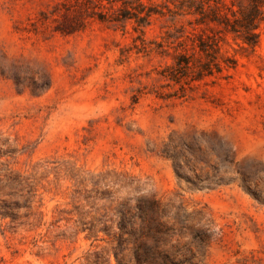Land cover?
I'll return each mask as SVG.
<instances>
[{
  "label": "rangeland",
  "instance_id": "1",
  "mask_svg": "<svg viewBox=\"0 0 264 264\" xmlns=\"http://www.w3.org/2000/svg\"><path fill=\"white\" fill-rule=\"evenodd\" d=\"M157 199L184 264H264V0H0V264H137Z\"/></svg>",
  "mask_w": 264,
  "mask_h": 264
},
{
  "label": "trees",
  "instance_id": "2",
  "mask_svg": "<svg viewBox=\"0 0 264 264\" xmlns=\"http://www.w3.org/2000/svg\"><path fill=\"white\" fill-rule=\"evenodd\" d=\"M160 207V202L155 198L139 202L140 221L130 228V219L122 211L116 237L121 245L126 242L133 244L137 264H184L182 260L176 261L167 249L160 248L161 242L174 229L161 220Z\"/></svg>",
  "mask_w": 264,
  "mask_h": 264
}]
</instances>
